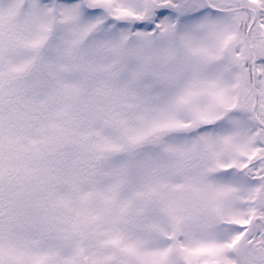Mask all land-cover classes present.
I'll return each mask as SVG.
<instances>
[{
	"label": "snow or ice",
	"instance_id": "1",
	"mask_svg": "<svg viewBox=\"0 0 264 264\" xmlns=\"http://www.w3.org/2000/svg\"><path fill=\"white\" fill-rule=\"evenodd\" d=\"M0 264H264V0H0Z\"/></svg>",
	"mask_w": 264,
	"mask_h": 264
}]
</instances>
